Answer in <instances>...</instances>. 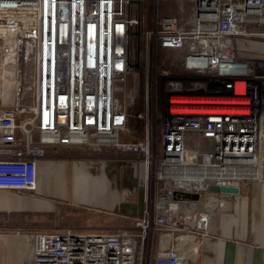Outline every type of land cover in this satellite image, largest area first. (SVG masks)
Returning <instances> with one entry per match:
<instances>
[{
  "label": "built area",
  "instance_id": "built-area-1",
  "mask_svg": "<svg viewBox=\"0 0 264 264\" xmlns=\"http://www.w3.org/2000/svg\"><path fill=\"white\" fill-rule=\"evenodd\" d=\"M149 1L151 26L145 0H0V190L35 192L48 145L108 146L144 164L131 227L37 229L32 264H196L176 234L209 235L228 208L210 187L264 177V56L238 45L264 41V0H173L170 12ZM132 71L142 131L125 139ZM189 133L207 142L196 161Z\"/></svg>",
  "mask_w": 264,
  "mask_h": 264
},
{
  "label": "crops",
  "instance_id": "crops-1",
  "mask_svg": "<svg viewBox=\"0 0 264 264\" xmlns=\"http://www.w3.org/2000/svg\"><path fill=\"white\" fill-rule=\"evenodd\" d=\"M256 46L264 51V41ZM130 129L128 138L137 133L140 138L141 127L139 132L136 124ZM46 153L37 162L34 193L0 190V264H32L31 235L37 229L110 231L131 227V217L141 213L144 164L140 159L108 146L93 152L80 146L48 145ZM246 186H240L238 194L224 196L228 203L235 200L229 204L232 211L211 218V233L198 240L193 263L198 258L197 264H264V184L253 187L251 218L249 201L243 196ZM64 197L74 203L65 204ZM53 213L63 221L59 229L49 230L55 226L49 219Z\"/></svg>",
  "mask_w": 264,
  "mask_h": 264
},
{
  "label": "rangeland",
  "instance_id": "rangeland-1",
  "mask_svg": "<svg viewBox=\"0 0 264 264\" xmlns=\"http://www.w3.org/2000/svg\"><path fill=\"white\" fill-rule=\"evenodd\" d=\"M164 2V4H167V8L165 9V12H170V10L172 11V9L168 8V5L170 4L169 2L173 1V0H162ZM172 3V2H171ZM147 4H149V9H148V13L150 14L148 16V20H147V26H151L152 24V9L154 7V2L153 1H149V0H145V5L147 6ZM263 41L261 40H257V39H247V38H239L238 39V45H239V50L243 55L246 56H256V57H263L264 56V51L258 50V46H256L258 43H262ZM127 97H126V104H127V110L128 113L130 114V121H129V127L130 125L136 124V128H138V132L139 129L141 127V123L137 122L136 119V114L140 111L143 110V105H144V101L142 98V79L139 75V73L137 71H132L128 74V82H127ZM156 96H159L162 98L163 93L162 90L160 88H157L155 91ZM125 139H128V136H123ZM139 138V133H137V135L135 136L134 139H138ZM187 139H188V148L189 151L186 154V158L187 160H197V155H196V151L199 150L200 148H204L205 145H207L206 140L201 139L199 136H197L194 133H189L187 135ZM256 184H264V177L262 178V180L260 182H255ZM255 183H250L246 186L244 192H243V196H246L248 201H249V209H250V218L253 216V212H254V201H255V194L253 192V187L255 185ZM62 191V187H59L58 190V195H61ZM34 193V192H33ZM63 201H67V203L65 204H70V203H74L72 202V198L71 197H64L62 198ZM73 200H76L75 198H73ZM235 201V200H234ZM234 201L228 203L226 202V205L228 206V208L224 209L223 211H232L231 207H229V204L234 203ZM56 204L58 205H62L60 202L55 201ZM58 202V203H57ZM63 206V205H62ZM223 211H219V212H215L214 214H212L213 218H216L220 213H222ZM211 217V218H212ZM49 219H50V224H55V226L53 227H49V230H55V229H59L60 225L59 222L63 221L62 219L58 218V215L56 213L50 214L49 215ZM189 229H185L184 232H181L179 234H176L177 237H179L180 235H195L199 238V240L201 241L202 235L198 234L194 231H196L195 229H191L190 227H187ZM209 229V228H208ZM190 231V232H189ZM210 230H209V234H210ZM166 235H161L159 237V239L162 240H166ZM178 240V239H177ZM181 249L185 251L184 248L181 247ZM198 262V258L196 259V264Z\"/></svg>",
  "mask_w": 264,
  "mask_h": 264
},
{
  "label": "bare ground",
  "instance_id": "bare-ground-1",
  "mask_svg": "<svg viewBox=\"0 0 264 264\" xmlns=\"http://www.w3.org/2000/svg\"><path fill=\"white\" fill-rule=\"evenodd\" d=\"M222 207L226 208V204H222ZM204 224L206 225L208 223V216H205L204 218ZM199 238L195 235H180L178 237V244L180 247L184 248L187 255L191 258L190 261H194L195 257L198 255V243Z\"/></svg>",
  "mask_w": 264,
  "mask_h": 264
},
{
  "label": "water",
  "instance_id": "water-1",
  "mask_svg": "<svg viewBox=\"0 0 264 264\" xmlns=\"http://www.w3.org/2000/svg\"><path fill=\"white\" fill-rule=\"evenodd\" d=\"M210 190L211 191H214V192H218V193H223V194H238L240 189L239 187L237 186H234V187H219V186H216V185H212L210 187ZM193 198H197L198 195L197 194H194L192 195Z\"/></svg>",
  "mask_w": 264,
  "mask_h": 264
}]
</instances>
